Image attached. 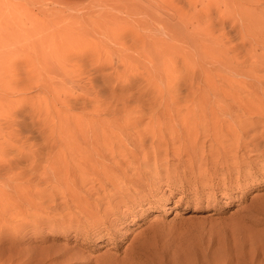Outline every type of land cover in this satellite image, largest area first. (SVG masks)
I'll list each match as a JSON object with an SVG mask.
<instances>
[{
  "label": "rangeland",
  "instance_id": "rangeland-1",
  "mask_svg": "<svg viewBox=\"0 0 264 264\" xmlns=\"http://www.w3.org/2000/svg\"><path fill=\"white\" fill-rule=\"evenodd\" d=\"M95 121L107 144L45 162ZM255 244L264 0H0V264H263Z\"/></svg>",
  "mask_w": 264,
  "mask_h": 264
},
{
  "label": "bare ground",
  "instance_id": "bare-ground-1",
  "mask_svg": "<svg viewBox=\"0 0 264 264\" xmlns=\"http://www.w3.org/2000/svg\"><path fill=\"white\" fill-rule=\"evenodd\" d=\"M86 103V102H85ZM99 105V104H98ZM83 106L84 107H86V105H83L82 104V108H83ZM90 108V107H89ZM106 107H102V105H99V106H96V107H94L93 108V110L96 112V114H94V115H101L100 114V112L99 111H101V110H104ZM109 108V107H108ZM111 108V107H110ZM92 109V108H91ZM107 109V108H106ZM106 109H105V111H106ZM93 110H91V111H93ZM257 110V109H256ZM104 111V112H105ZM99 112V113H98ZM93 113V112H92ZM108 109H107V111H106V114L105 115H108ZM105 115H103V117H105ZM100 117V116H99ZM102 119V118H101ZM92 120V119H91ZM95 120V119H94ZM83 121V120H82ZM81 122V121H80ZM84 122V121H83ZM86 122V121H85ZM93 122V121H92ZM103 122V121H102ZM106 122V121H105ZM96 123V121L94 122V124ZM101 123V122H100ZM104 123V122H103ZM103 123H101L102 125V127H99L98 125H99V122H98V124L96 125L95 124V126H93V128H92V126H90L91 128H92V133H91V135H84V134H86V133H88V132H86V133H84L83 132V134H81V135H79L78 134V136H80V137H78L76 140L77 141H75V139L74 140H72V138H73V135H76L75 134V131H72V130H70V132H65L66 130H62L63 132H59V135H57V136H55V137H52L51 135V137L50 136H47L46 138H45V140H44V146H46L45 148H46V153H45V155L47 154V153H49L50 154V151H52V153H53V150L54 149H58L57 147H61L62 149L64 148V149H66L67 150V152L69 151L68 149H70L71 151L73 150V151H75L74 149L76 148L77 150H80L79 149V147L82 149L83 147H81L80 146V139H83L82 141H83V143L85 142V144L87 143V145L88 144H93V143H97L98 142V132L100 133V135L102 136V140H103V142H105L106 143V141H104V137H107V135L106 136H104L105 134H106V132H105V130H107V126H106V124L108 125V123L106 122V123H104V125H103ZM78 124V123H77ZM82 125V124H81ZM84 125V124H83ZM88 125V124H87ZM87 125L85 126L86 128H87ZM104 126H105V128H104ZM81 127V126H80ZM77 128V127H76ZM82 128H84V126L82 127ZM82 128H79L80 130L82 129ZM100 128L101 129H105L104 130V132H105V134H103L102 133V131L100 130ZM78 129V130H79ZM87 130V129H86ZM82 131H84V129L82 130ZM89 131H91L90 129H89ZM80 133V132H79ZM58 134V133H57ZM104 136V137H103ZM100 137V136H99ZM100 139V138H99ZM110 141H111V138L109 139ZM100 141V140H99ZM83 143H82V145H83ZM100 144V142L99 143H97V145L98 146H100L99 145ZM102 144V143H101ZM107 144V143H106ZM92 146V145H91ZM90 146V147H91ZM102 146H104V144L102 145ZM108 147H109V145H107ZM111 146H112V144H111ZM111 146H110V148H111ZM88 146H86V148L85 149H82L83 151H87L86 149H88L87 148ZM95 149H96V146L94 147ZM93 148V149H94ZM98 148V147H97ZM101 148V147H100ZM100 148H99V150H100ZM106 148V147H105ZM113 148V147H112ZM112 148H111V150H112ZM47 149H49V150H47ZM65 150V151H66ZM89 150V149H88ZM92 150V149H91ZM97 151H98V149H96ZM108 150V149H107ZM93 151H95V150H93ZM110 151V150H109ZM54 152H55V150H54ZM63 152H64V150H63ZM89 152H90V150H89ZM99 152V151H98ZM51 153V154H52ZM65 153V152H64ZM69 153H71V152H69ZM81 153V152H80ZM84 153H86V154H88L87 152H84ZM63 154V153H62ZM82 155H83V153H81ZM80 154V155H81ZM85 154V155H86ZM91 154V153H90ZM37 155V152L36 151H34V152H30V154H29V156L31 157V158H33L34 159V157ZM48 155V154H47ZM53 155V154H52ZM70 155V154H69ZM89 155V154H88ZM51 156V155H50ZM49 155H48V157H45V162L46 163H48V165H49V161H51L52 159V156L50 157ZM73 156H74V153H73ZM84 156V155H83ZM66 157V156H65ZM84 157H86V156H84ZM88 157V156H87ZM70 158V157H69ZM81 158V157H80ZM83 159V158H82ZM43 159H41V161H42ZM64 160V159H63ZM67 160V159H66ZM74 160V159H73ZM80 160V159H79ZM83 160H81V162H82ZM66 162V161H65ZM78 164V163H77ZM80 164V163H79ZM51 166V165H50ZM252 235L253 234H251V238H252ZM249 236V235H248ZM242 237V236H241ZM249 239V238H248ZM256 238L254 237V240H255ZM258 239V238H257ZM251 240H253V238L251 239ZM246 242V241H245ZM255 242V241H254ZM253 241H252V243H254ZM256 245V247L255 246H253V247H255V251L257 252L255 255H259V257H261V259L263 260L264 259V245H259V246H257V244H255ZM135 248V247H134ZM147 248V247H146ZM149 248V247H148ZM232 248V247H231ZM230 246L228 247L227 246V248H225V254H223L224 255V257L226 256V258L225 259H227V261H226V263L227 264H232L233 262L235 263V261L236 262H242V263H245V264H255V262L253 263L252 262V259L251 258H248V256H243L240 252H239V250H238V247H237V249H236V247H235V250H234V248H233V251L232 252H230ZM136 249H137V247H136ZM136 249L134 250V251H136ZM143 249V248H142ZM145 249V248H144ZM240 250H242L241 248H239ZM132 250V251H133ZM147 250V249H146ZM133 251V252H134ZM140 251L141 250H139V252L138 253H140ZM132 253V252H131ZM135 253V252H134ZM137 253V251H136V253H135V256H134V259H136V260H138V259H140V257L142 256V253L143 254H145L143 251H142V253H140L141 254V256L139 255ZM244 254H246V253H244ZM223 255H221V258H224V257H222ZM247 255V254H246ZM148 257H150V256H148ZM157 257V256H156ZM193 258V257H192ZM142 259H143V256H142ZM189 259V258H188ZM250 259V260H249ZM144 260V259H143ZM149 260V259H148ZM151 260V259H150ZM145 261H146V259H145ZM152 262H153V260H152ZM174 262V261H173ZM186 262L187 261H185V264H186ZM221 262V261H220ZM219 262V263H220ZM170 263V262H169ZM189 263H191V264H217L216 263V261H215V259L213 260V258H210L209 257V255H208V259L207 260H204V259H202L201 261L199 260V258L196 260V258L195 259H191L190 260V262ZM222 263H223V261H222ZM136 264V263H135ZM188 264V263H187ZM224 264V263H223ZM264 264V263H263Z\"/></svg>",
  "mask_w": 264,
  "mask_h": 264
}]
</instances>
